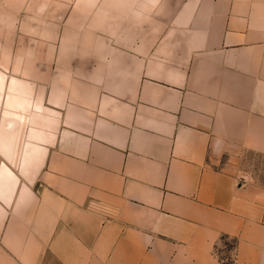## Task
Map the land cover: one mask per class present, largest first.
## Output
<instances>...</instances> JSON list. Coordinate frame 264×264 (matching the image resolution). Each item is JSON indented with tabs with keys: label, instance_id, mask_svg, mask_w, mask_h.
<instances>
[{
	"label": "crops",
	"instance_id": "1",
	"mask_svg": "<svg viewBox=\"0 0 264 264\" xmlns=\"http://www.w3.org/2000/svg\"><path fill=\"white\" fill-rule=\"evenodd\" d=\"M23 5L0 264H264V0Z\"/></svg>",
	"mask_w": 264,
	"mask_h": 264
},
{
	"label": "rangeland",
	"instance_id": "2",
	"mask_svg": "<svg viewBox=\"0 0 264 264\" xmlns=\"http://www.w3.org/2000/svg\"><path fill=\"white\" fill-rule=\"evenodd\" d=\"M26 0H0V62L10 57L12 34L17 30V23L10 22V16L25 14L27 7L23 5ZM253 173L257 174L261 181H264V164L258 159L249 161Z\"/></svg>",
	"mask_w": 264,
	"mask_h": 264
}]
</instances>
